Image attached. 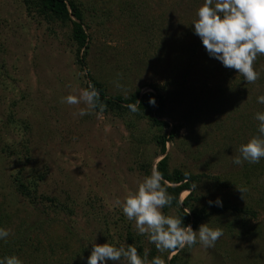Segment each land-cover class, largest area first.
I'll use <instances>...</instances> for the list:
<instances>
[{
	"label": "rangeland",
	"instance_id": "1",
	"mask_svg": "<svg viewBox=\"0 0 264 264\" xmlns=\"http://www.w3.org/2000/svg\"><path fill=\"white\" fill-rule=\"evenodd\" d=\"M75 1L89 36L81 63L69 24L30 17L20 0H0V227L11 233L0 241V257L85 264L81 257L90 254L94 241L131 244L149 261L170 260L171 254L159 253L137 234L116 203L166 157L170 172L200 177L194 190L200 200L191 204L208 208L219 197L254 212L207 217L201 224L221 227L224 235L213 248L181 250L178 263L264 264V159L232 163L240 144L257 134L254 114L264 112L257 103L264 95V56L254 64L260 72L254 84L209 58L191 25L203 0ZM90 77L109 97L157 90L163 115L153 117L169 128L160 132L131 112L80 117L85 104L61 101L86 89ZM176 126L178 133L160 155L155 137ZM16 180L36 192L34 201L16 190Z\"/></svg>",
	"mask_w": 264,
	"mask_h": 264
},
{
	"label": "clouds",
	"instance_id": "2",
	"mask_svg": "<svg viewBox=\"0 0 264 264\" xmlns=\"http://www.w3.org/2000/svg\"><path fill=\"white\" fill-rule=\"evenodd\" d=\"M191 25L193 34L199 38L209 58L227 69H234L247 84H254L260 78L254 64L259 56H264V0H203ZM61 102L67 105L85 104L87 108H81L77 113L80 117L96 110L103 112L107 107L91 82L78 95H67ZM257 103L264 104V95L257 97ZM148 104L155 107V98H150ZM127 107L134 114L139 110L136 103ZM254 120L258 122L257 134L240 144L239 155L232 160L234 165L243 166L245 162L259 164L264 159V112H256ZM167 184L163 173L153 167L151 174L144 177L136 190H130L123 201L117 199L116 203L121 206L127 220L135 222L137 234L147 236L159 253H170L168 259L196 244L205 249L215 247L224 235L221 227L203 223L194 231L190 224L185 225L183 215L164 213L163 209L171 207L175 199L169 193ZM197 187V184H192L193 190ZM208 204L210 207H223L219 197L209 200ZM10 235L8 229L0 227V241L7 242ZM91 245L90 254L86 258L81 257L85 259V264H121L122 260L127 264H167L162 256L149 261L147 253L141 255L138 248L131 244L125 247L93 241ZM0 264H23V261L12 254L0 257Z\"/></svg>",
	"mask_w": 264,
	"mask_h": 264
},
{
	"label": "trees",
	"instance_id": "3",
	"mask_svg": "<svg viewBox=\"0 0 264 264\" xmlns=\"http://www.w3.org/2000/svg\"><path fill=\"white\" fill-rule=\"evenodd\" d=\"M21 4L25 7L27 14L31 17L39 18L40 20L46 21L47 23H60L61 25L69 24L70 25V39L74 43L76 47V60L78 63H81L83 56L86 55V51L89 45V36L85 31V22L82 6L77 3L75 0H20ZM90 82L95 85V87L100 92V100L106 104V108L104 111H112L117 113L118 115H125L130 113L128 109V105L132 103H136L138 105V112L135 113L139 118H147L151 122V126L157 128L160 132L169 128L168 123L164 121L158 120V118L153 117V113L156 115H163V106H164V98L159 95L156 91L155 93L146 92L141 94V90L137 89L133 93L129 94L126 98L122 96H114L109 97L106 94L105 86L101 83L97 82L93 78H89ZM154 97L156 100V106L152 107L148 104L150 98ZM138 101L140 105L138 104ZM100 112L99 110H96ZM179 127H173L170 133L167 135L165 133H160L155 137V143L159 146L160 155H164L166 151V144L172 142L178 133ZM156 168L161 171L168 181V191L172 194L175 199L171 207H165L163 209L164 212L167 210L174 208L177 210V214L183 215V221L185 225L190 224L193 230H197L198 226L210 215H221L223 212L235 213L239 212L244 215H251L254 212H250L248 209H238L236 206H228L227 204H223V207H206L200 206V208L196 207L192 201L195 203L199 202L198 197H194V190L192 189V184H200V177L193 176L188 172L183 171H172L168 170L167 158H162L157 164ZM254 172V171H253ZM151 173H149L150 175ZM16 190L25 198L35 199L36 192H30L28 187L21 181L16 180ZM189 192V195L179 203V196L182 194H186ZM45 201H48L51 206L56 207L58 204L54 199L45 198ZM256 204H259L260 201L253 200ZM196 207V208H195ZM210 208V212L208 209ZM9 253V251L5 250V253ZM141 252V251H138ZM172 256L170 260H167V264H179L178 263V254ZM170 254V253H168Z\"/></svg>",
	"mask_w": 264,
	"mask_h": 264
}]
</instances>
